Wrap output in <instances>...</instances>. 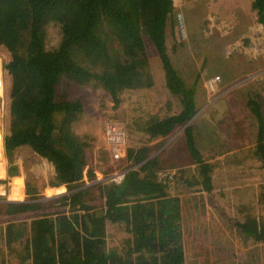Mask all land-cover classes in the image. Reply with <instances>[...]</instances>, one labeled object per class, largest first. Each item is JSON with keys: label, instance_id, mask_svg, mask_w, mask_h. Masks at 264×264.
Masks as SVG:
<instances>
[{"label": "trees", "instance_id": "16d2710c", "mask_svg": "<svg viewBox=\"0 0 264 264\" xmlns=\"http://www.w3.org/2000/svg\"><path fill=\"white\" fill-rule=\"evenodd\" d=\"M0 3L5 6L0 43L4 40L8 43L11 58L4 68L12 78L5 149L13 157L14 150L28 148L35 158L53 168V180L68 189L55 197L34 195L25 201L2 202L0 214L8 218L20 213L43 215L61 206L68 211H90L100 202L110 208L168 196L171 182L177 183V192H187L191 185H197L198 190L213 189V168L207 163L200 164L193 179L160 175L159 171L164 169L162 160L166 166L168 156L166 151L161 156H152L153 145L148 143L129 147L126 155L129 165L120 182L107 177L93 186H80L85 178L90 143L75 130L84 107L81 99L71 97L69 88L74 84L103 88L116 103L126 92L137 94L138 112L134 118L130 116V122L144 131L147 141L166 138L198 112L196 84L200 72L192 82L185 76L188 72L184 71V65L193 44L189 48L188 41L182 39L174 0H0ZM252 7L264 27V0H252ZM52 26L60 33L54 47L48 45ZM146 37L159 54L170 95L165 101L159 100V105L153 104L147 92L154 79ZM181 51L185 57L179 64L176 54ZM207 62L205 58L202 66ZM174 99L177 108L168 112L164 107L171 106ZM247 103L259 116L262 141L255 154L264 167V96L249 98ZM184 134L190 153L198 161L200 153L191 126ZM164 144L162 141L161 146ZM12 169L13 163L9 167ZM21 175L15 173L13 179L18 181ZM87 175L94 179L95 169L90 168ZM52 188L56 193L65 189L56 184ZM18 191L16 185L11 197H16ZM143 247L146 249L140 257L155 254L151 253V247ZM158 248L161 253V247ZM110 255L114 257L113 253ZM120 255L111 264L130 263V257ZM178 258L180 255L172 264H182Z\"/></svg>", "mask_w": 264, "mask_h": 264}, {"label": "rangeland", "instance_id": "374dc122", "mask_svg": "<svg viewBox=\"0 0 264 264\" xmlns=\"http://www.w3.org/2000/svg\"><path fill=\"white\" fill-rule=\"evenodd\" d=\"M174 1L177 7V18L180 24L182 39L188 41L189 48H191V44H193V49L190 51L189 60L185 62L186 64L184 65V71L188 72V75L185 76L189 79L190 82H192L196 79V73L200 72L198 83L196 84L198 93V112L186 124L177 127L166 138L157 137L153 138L150 141H147V137L144 131L136 129V125L132 126L130 122V116L134 118V115L138 112L137 99L139 96H137V94H135L134 92H126L124 96L119 97V103H116L113 100L112 96L103 88L93 87L92 85L81 86L74 84L71 88H69L71 91V97L81 99L84 107V113L81 119L78 120V122L75 124V130L81 136L86 137V139H88L90 143V146L87 148L88 163L86 164L85 178L84 181H82V185L80 183L81 187L93 186L100 181H103V179H106L107 177L113 179L116 182L120 181L125 174L126 168H128L127 165H129V161L126 158L127 150L131 146H139L143 143L153 145V150L151 153L152 156H161L162 153L166 151L168 162L165 166L162 160L161 164L164 169H161L159 171L160 175H184L188 179H193V177H195V170L193 169V157L187 147V141L184 134L185 129L188 126H191V131L193 133V130L197 127L201 131L204 130V136L205 132H208L209 136V133L211 132L217 133V131H220L222 126H220L219 124H215V126L220 128H210V125L212 124L208 119L210 113L209 109H207L205 112L202 110L206 108V105L209 104V102L213 99H218L224 96V89L227 87L240 88L241 91L249 90V95L247 97L244 95L238 97L245 99V101L239 100L244 104H247L249 98L253 100L255 99L254 88H261L264 90V27L259 23L256 12L253 10L252 0ZM0 9L5 15V6L1 3ZM238 21H240L241 23H239ZM239 27L241 31L242 29H244L245 32L241 33V31H237ZM59 37L60 33L58 32L57 28L54 26L50 27V40H48V45L50 47L58 45ZM146 43L150 67L154 79L153 87L147 92H149L150 96L152 97L153 104L159 105V100L165 101L166 98L170 97V95H168L169 92L165 84L166 77L159 54L147 37ZM171 46L172 44L169 45L170 53H172V49H170ZM2 51H4V55ZM0 54V57L2 58L5 65V63L11 58L8 43L6 48H3V45L0 44ZM176 57L180 58L179 64H182V60L184 59L185 54L183 53V51H181L179 54H176ZM205 58H208V62L203 67L202 64ZM221 60H223V63ZM93 69L98 70L97 67H94ZM216 76H219L220 80L214 86V89H211L207 85V81ZM4 80V90L0 99L2 100L4 98V102L0 104V114L2 113V115L0 116V132L2 133L1 136L3 145L5 146L4 137L7 132L6 123L9 119V95L11 93L10 88L12 83L11 75L6 72L5 68ZM177 104V101L174 99L172 105L164 107V109L166 110V108H168V112H172L176 110ZM249 120H252V117L244 120V122H247ZM113 123L121 127L125 132L124 141L120 145H116V147L111 144L106 138L107 125ZM253 126V132L257 134L258 128L256 126V122H254ZM206 128H210V130L205 131ZM230 138L236 140V138ZM162 141L165 142L163 146H161ZM117 147L118 149H120L119 157H116L114 152V149ZM168 148H170V153H168ZM4 155L5 162L7 161V167H10L13 163V165H17V169L24 168L26 172L25 184L27 188L31 186V190L29 192L25 190V194L23 196H16L19 197V199L14 200L12 199L14 197H11L10 195V193L12 192V186L9 183L10 181L5 178L0 181V186L3 187L4 190V192H0V203L9 201H25L30 199V197L34 195H39L41 197H55L65 193L68 190L65 185H60L55 180H53V168L49 166L45 161L43 162L38 158H35L34 155L30 153L28 148L14 150L13 157L9 156L7 150L6 153L4 150ZM240 155L241 154L237 155L234 161L240 163V158H243L245 163L243 164L242 168L249 169L253 174L251 175V177H249V181H259L261 184L264 183V167L262 166L261 161L253 158L250 155V152L243 153L241 157ZM217 160L219 161V159L212 160L209 157L208 162L216 163ZM220 162L223 163V160ZM227 163H230V160H228ZM136 167L137 165L134 166V168ZM220 167L221 171L224 172L225 170L223 169V167ZM90 168L95 169L96 172V177H94V179L92 180H90L87 175V171ZM242 168H240V170H242ZM54 184L58 186H64L65 189L59 193H50ZM171 185L172 188L170 193H183L181 192L182 190L180 192H177L175 190L177 183L171 182ZM179 187L185 189L184 187ZM197 188V185H191V188L188 189V191H200ZM28 193H31L32 195ZM247 194L249 195L251 194V192ZM259 201V206L261 207L259 209V214H254L251 216L254 218V222L256 221L255 219H258V221L254 223L253 227L256 228V233H260L261 235V237L259 236L260 240L257 241V245L259 246H248L246 248L242 247L243 245H245L242 242H244V239H246L247 236L244 235V232L240 231V228L246 229V227L249 226L248 224L250 221L248 216H241L239 220H235L239 224L236 227V236L238 237H236L237 247L235 249H240L241 251H243L244 254L242 256L237 257V255L233 253L234 251H231L232 248H228V244L224 246V248L222 247V245L226 243V236L223 235V239L220 245L218 244L220 238L217 234L216 236L214 234L211 236L210 233H207L209 238L205 235L203 237V241H201V245L204 243L205 247L197 249V253H194L193 256L191 254H184L182 247L174 246L170 249V254L164 253V259L166 260V262H170L172 264V261L179 257L178 252L181 251L182 254L180 253L181 256L178 259H181L182 256H186V259L188 261L191 260V264H264V231L262 229L264 227V199H261ZM136 202L138 205L140 201ZM184 202L185 205H187L186 201ZM101 203L102 202H100V205L96 207V211H68L64 206H61L59 208L57 207L56 210L48 211L43 215L52 217L50 220L54 222L56 219H59V217H61L60 215H93L95 217L105 215H118L119 217H124L126 213L129 212L128 216L125 217V219H122L120 221H113L112 219H110V222L108 221V223L106 221L99 223V229L96 228L100 231L98 239L101 243V248H99L100 256L98 258V263L106 264L108 252L109 254H112L118 249L119 252L124 250V248L118 247L116 234H118V237H121L120 234H122V237L126 238L129 241H135L138 244V232H140L142 228L139 226L137 228V231H134V229H130L133 226L130 225V221H132V218H134L138 210L133 211L134 213H130L131 210L127 209V207H125L126 205H120L117 207L116 211L109 212V209H107L108 207L105 204ZM256 209L257 207H255L253 211L255 212ZM154 211H161V208L158 210L154 209ZM154 211L148 209L146 213H149L148 215L151 216ZM31 216L40 215L20 213L19 215L8 218L9 216L0 214V264H35V261L28 260L30 258L28 255L32 253L33 248L38 249V253L41 254L42 259L45 262H49V264H58V261H56L58 259V255L56 254L57 257L54 258L53 253H50L51 250L49 242H52L54 238L48 240H27L26 242L30 241L31 243H33V241H35L36 243V246L30 248L31 252L30 249L23 250V246L21 247L22 250L11 247V234H13L15 230H18L16 232L21 231V233L28 231L36 232L35 226H37V224H35V226L33 225L34 228H32V225L28 220L29 218H31ZM203 220L206 221V218L203 217ZM44 221L45 223H43V221H40L42 222L40 228L42 230L48 227L50 223L49 219ZM18 222L23 224L14 225V223ZM158 224H160V221L156 223V227H158ZM119 227V231L123 229L122 231H124V233L118 231ZM214 227L215 223L212 221V228ZM106 232L108 233L107 235L105 234ZM214 237H216V239ZM159 238V233H156L155 236V232H153V236L149 235L148 239H145V243H147L146 246L152 248L151 253H155L148 255V257H140L141 251H144V249L146 248L143 247L140 250L139 244L132 247H126V249L124 250V255L130 257L128 259L130 262L129 264H144V260L149 261L148 264H155L156 260L162 259V254L157 255L160 253L158 248L159 245L157 242L159 241ZM59 240L61 239L57 238L56 242H58ZM251 240L252 239H250V241ZM40 241L44 243V245H49L48 252L47 249H45L43 245H41L42 243L39 244ZM121 242L122 240L119 243ZM252 242L255 243L254 240H252ZM185 251L188 252L186 249ZM46 255L47 257H45ZM152 255L155 257H153ZM187 257L190 259H188ZM183 259L184 258L182 257V260ZM39 264L45 263L40 262Z\"/></svg>", "mask_w": 264, "mask_h": 264}, {"label": "crops", "instance_id": "0c3cea01", "mask_svg": "<svg viewBox=\"0 0 264 264\" xmlns=\"http://www.w3.org/2000/svg\"><path fill=\"white\" fill-rule=\"evenodd\" d=\"M0 16V27L2 29L4 14L2 13L1 9ZM238 22L241 23L240 21ZM237 31H241L240 27ZM244 32L245 30L242 29L241 33ZM0 44L3 45V48L7 47L5 40ZM2 52L4 55V51ZM245 91H241L240 88L227 87L224 89V96L218 99H213L209 102V104L206 105L207 107L202 110L205 112L207 109H209L210 113L208 119L212 124L210 125V128H220L215 126V124H219L222 126L220 131H217V133L211 132L209 133V136L208 132H205L204 136V130L201 131L197 127L193 130V136L195 139L194 141L200 153V159L198 161L191 154L193 157V169L195 170L194 175L197 176L198 167H200L202 162L210 164L213 168V189L190 191L182 194L170 193L168 196L161 198L140 200V202L138 201V205L137 202H131L118 204L108 208L109 212H114L117 210L118 206L126 205L125 207L131 210L130 213H134L133 211L138 210L137 214L134 216V218H132V221H130V225H133L130 229L137 231L139 226L142 228H140L141 230L138 232V244L140 250L143 248V246L147 245V243H145V239L147 240L149 235L153 236V232H155L156 236V233H159L160 238L157 242L159 247H161V253L157 255L162 254L163 258L156 260L157 264L167 263L164 259V253L170 254L171 251L169 249H165L166 247L171 249L174 246H180L182 247L184 254H191L193 256L194 253H197V249L205 247L204 243L201 245V241H203V237L205 235L209 238L207 233H210L211 236L213 234L216 236L217 234L220 238L218 241V244L220 245L223 235L226 236V243L222 245V247L224 248V246L228 244V248L231 247V251L233 250V253L237 255V257L242 256L244 252L240 249H235L237 247L236 237H238L236 236V227L239 225L235 220H239L241 216H248L250 221L248 224L249 226H247L246 229L240 228V231L244 232V235L247 236L246 239H244V242H242L245 244L242 247L246 248L248 246H259L257 245V241L260 240L259 236L261 237V235L260 233H256V228L253 227L254 223H256L258 219H255L256 221L254 222V218L251 216L254 214H259V209L261 208L259 206V200L264 199V183L261 184L259 181H249V177H251L253 174L249 169L242 168L243 164L245 163L243 158H240V163L234 161L237 155L241 154V157L242 154L246 152H250V155L253 158L259 160L258 156L255 154V151L259 148V145L262 141V137L259 135V116H256V114L252 112L250 106L247 105L248 103L244 104L239 101H245V99L238 97L242 95L247 97L249 95V90ZM254 95L255 99H257L259 95L264 96V90L261 88H254ZM3 102L4 98L0 100V104ZM1 115L2 113L0 116ZM251 117L252 120L244 122V120ZM254 122H256V126L258 128L257 134L253 132ZM223 127L226 130H224ZM230 127H232L234 130ZM210 128H206L205 131L210 130ZM1 135L2 133L0 132V181L5 178L10 181L9 183L12 186V192L10 195L15 193V186L17 185L19 188L18 193L20 194H17V196L21 197L25 194V190L27 189L25 184L26 172L24 168L16 169L18 168L16 164L13 165V168L15 169H12L11 171L9 170V167H7V161L5 162V156H3ZM230 137L236 138V140L231 139ZM209 157L212 160L219 159V161L217 160L216 163L208 162ZM222 160L223 163L220 162ZM228 160H230V163H227ZM220 166L223 167L225 170L224 172L221 171ZM240 168H242V170H240ZM18 172L22 174V178L16 181L15 178L13 179V175ZM2 191L4 192L3 187L0 186V192ZM249 192H251V194L248 195L247 193ZM50 193H55L53 188ZM12 199L16 200L19 199V197H14ZM184 201H186L187 205H185ZM255 207H257V209L254 212L253 209ZM160 208L161 211H154V209L158 210ZM148 209L154 211L151 216L148 215L149 213H146ZM96 210L97 208L93 209V211ZM128 214L129 212L126 213L124 217H119L118 215H105L100 217H95L93 215H60L61 217L56 219L54 222L50 220L52 217H47L45 215L31 216V218L28 220L30 221L32 228H34L33 225L35 226V224H37V226H35L36 232L28 231L21 233V231L16 232L18 230H15L13 234H11V247L21 249L23 246V250L30 249L31 247L36 246V243L35 241H33V243L30 241L26 242L29 239L48 240L54 238L52 242H49L51 250L50 253H53L54 258L57 257L56 254L58 255V259L56 260L58 261V264H101L98 263V258L100 256L99 248H101V243L98 239L100 231L96 228L99 229V223L105 221L108 223V221L110 222V219L113 221H120L125 219ZM203 217L206 218V221L203 220ZM48 219L50 221L49 226L44 228V230L40 229L42 223L40 221L45 223L44 220ZM159 221L160 224H158V227H156V223ZM212 221L215 223L214 228H212ZM16 224L23 223H14V225ZM262 229L264 231V227ZM119 230L120 227L118 228V231ZM122 230L119 232L124 233ZM105 234L107 235L108 233L106 232ZM116 236L118 247L124 248V250L126 247L137 244L135 241H129L122 237V234H120L121 237H118V234H116ZM57 238L61 240L56 242ZM214 238L216 239V237ZM250 239L254 240L255 243H253L252 240L250 241ZM121 240L122 242L119 243ZM41 243L42 242L40 241L39 244ZM41 245H43V247L47 249L48 252L49 245H44V243ZM185 249L188 252H186ZM124 250L120 252L119 249L116 250V252L113 253L114 257L108 252L106 264H111L113 258H118L120 254L124 255ZM38 252V249L33 248L32 253L28 255L30 257L28 260L35 261V264H39L40 262L49 264V262H45L42 259L41 254ZM178 253L179 256L181 251ZM45 257H47V255ZM182 257L184 258L183 260ZM182 257L181 260L179 259L181 263L191 264V260L188 261L186 256ZM148 262L149 261L144 260V264H148Z\"/></svg>", "mask_w": 264, "mask_h": 264}, {"label": "built area", "instance_id": "2783aa9c", "mask_svg": "<svg viewBox=\"0 0 264 264\" xmlns=\"http://www.w3.org/2000/svg\"><path fill=\"white\" fill-rule=\"evenodd\" d=\"M219 80H220V77L216 76V77L210 79L209 81H207V85L209 86V88L214 89V86L218 83ZM4 84H5L4 62H3L2 58L0 57V96L2 95V92L4 90ZM124 137H125V132L122 130L121 127L117 126L115 123L107 125V136H106V138L115 147H116V145H120L124 141ZM1 146H2V150H3V156H4L5 148L3 145L2 136H1ZM119 151H120V149H118V147L114 149L116 157L120 156Z\"/></svg>", "mask_w": 264, "mask_h": 264}, {"label": "clouds", "instance_id": "9594fccd", "mask_svg": "<svg viewBox=\"0 0 264 264\" xmlns=\"http://www.w3.org/2000/svg\"><path fill=\"white\" fill-rule=\"evenodd\" d=\"M4 148H5V146H4ZM5 153H6V149H5ZM4 156H5V155H4ZM122 178H123V177H122ZM122 178H121V179H122ZM120 181H121V180H120ZM120 181H117V182H120ZM66 192H67V191H66ZM66 192H65V193H66ZM63 194H64V193H63Z\"/></svg>", "mask_w": 264, "mask_h": 264}]
</instances>
